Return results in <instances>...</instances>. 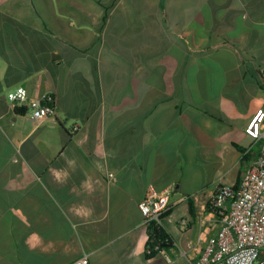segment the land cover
I'll return each mask as SVG.
<instances>
[{
    "label": "crops",
    "instance_id": "obj_1",
    "mask_svg": "<svg viewBox=\"0 0 264 264\" xmlns=\"http://www.w3.org/2000/svg\"><path fill=\"white\" fill-rule=\"evenodd\" d=\"M263 77L264 0H0V264H192L257 155ZM18 87L55 115L18 114ZM149 186L173 188L168 259Z\"/></svg>",
    "mask_w": 264,
    "mask_h": 264
},
{
    "label": "built area",
    "instance_id": "obj_2",
    "mask_svg": "<svg viewBox=\"0 0 264 264\" xmlns=\"http://www.w3.org/2000/svg\"><path fill=\"white\" fill-rule=\"evenodd\" d=\"M264 81V77H263ZM16 108L27 109L35 120L50 118L56 113L52 94L30 97L26 88L8 93ZM246 134L259 146L256 157L243 171L238 187L219 186L210 202V209L219 221L217 235L207 238L199 258L192 264H264V109H258L246 127ZM173 188L157 191L149 186L139 204L143 225L149 230L164 228ZM183 222L182 227L186 228ZM157 251L168 259L165 249ZM74 264H89L83 257Z\"/></svg>",
    "mask_w": 264,
    "mask_h": 264
},
{
    "label": "trees",
    "instance_id": "obj_3",
    "mask_svg": "<svg viewBox=\"0 0 264 264\" xmlns=\"http://www.w3.org/2000/svg\"><path fill=\"white\" fill-rule=\"evenodd\" d=\"M16 112L18 114H26L27 109L18 108L16 109ZM239 183L236 187L239 186ZM190 206H191V212L193 213L192 204H190ZM149 234H150V240L148 241V246H147V253H146L147 258H153L158 254V251L156 249L157 247L161 249H168L173 247V243L164 228L153 224L149 230Z\"/></svg>",
    "mask_w": 264,
    "mask_h": 264
},
{
    "label": "rangeland",
    "instance_id": "obj_4",
    "mask_svg": "<svg viewBox=\"0 0 264 264\" xmlns=\"http://www.w3.org/2000/svg\"><path fill=\"white\" fill-rule=\"evenodd\" d=\"M256 150H259V146L255 147Z\"/></svg>",
    "mask_w": 264,
    "mask_h": 264
}]
</instances>
